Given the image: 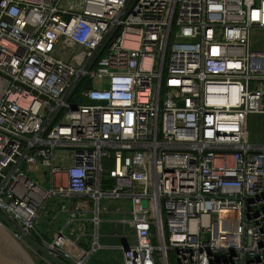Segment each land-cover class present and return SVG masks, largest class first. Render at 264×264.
I'll list each match as a JSON object with an SVG mask.
<instances>
[{"label":"built area","instance_id":"obj_1","mask_svg":"<svg viewBox=\"0 0 264 264\" xmlns=\"http://www.w3.org/2000/svg\"><path fill=\"white\" fill-rule=\"evenodd\" d=\"M261 34L264 0H0L11 236L86 264L109 199L123 264H264Z\"/></svg>","mask_w":264,"mask_h":264},{"label":"crops","instance_id":"obj_2","mask_svg":"<svg viewBox=\"0 0 264 264\" xmlns=\"http://www.w3.org/2000/svg\"><path fill=\"white\" fill-rule=\"evenodd\" d=\"M254 116L256 117L260 115ZM128 209V202L118 200L110 201L106 207L102 208L98 229V243L101 247L90 256L86 264H123L121 250L123 241L121 236L123 232L129 233V229L123 230L122 226L117 221L121 218V212ZM62 220L63 216H60L55 225L59 227ZM71 227L74 231V235L69 234L75 236V238L84 232L81 223H75ZM85 233L90 235V228H86ZM83 239H80V244L83 248L87 249L88 239Z\"/></svg>","mask_w":264,"mask_h":264},{"label":"rangeland","instance_id":"obj_3","mask_svg":"<svg viewBox=\"0 0 264 264\" xmlns=\"http://www.w3.org/2000/svg\"><path fill=\"white\" fill-rule=\"evenodd\" d=\"M255 39L258 41L260 39L262 41V45H264V34L261 35H255ZM247 130H248V142L254 145H264V115L260 116H250L247 123ZM43 169L40 168L38 172H35V170H30L29 176L33 177L34 179H38L41 182V185L43 187H47V181L44 180V178L41 177L40 173H42ZM40 172V173H39ZM110 203L109 199H102L100 201V209L107 206V204ZM1 228L7 232V235L9 234L10 239H13V241L16 242V244L19 246L25 257L32 263V264H47L45 261H43L37 253L24 243L16 241L10 234V231L8 228H5L2 224ZM66 235L73 240L75 236H72L68 234V231L66 232ZM159 244L157 236L156 241H154V245L157 246ZM168 264H175V257L173 254H168L167 256Z\"/></svg>","mask_w":264,"mask_h":264},{"label":"water","instance_id":"obj_4","mask_svg":"<svg viewBox=\"0 0 264 264\" xmlns=\"http://www.w3.org/2000/svg\"><path fill=\"white\" fill-rule=\"evenodd\" d=\"M102 51L103 48L100 49V51L98 52L95 58H98V56L101 54ZM0 224H2L5 228L11 227L9 222L1 215H0ZM25 240L33 248V250L37 253V255L47 264H65L64 262L51 256L49 253L44 251L42 248H40L30 239L26 238ZM0 264H32L25 257V255L23 254L19 246L16 244V242L13 241V239H10L9 234L7 235V232H5V234L0 233Z\"/></svg>","mask_w":264,"mask_h":264},{"label":"bare ground","instance_id":"obj_5","mask_svg":"<svg viewBox=\"0 0 264 264\" xmlns=\"http://www.w3.org/2000/svg\"><path fill=\"white\" fill-rule=\"evenodd\" d=\"M0 233L5 234L4 230L1 228V225H0Z\"/></svg>","mask_w":264,"mask_h":264}]
</instances>
